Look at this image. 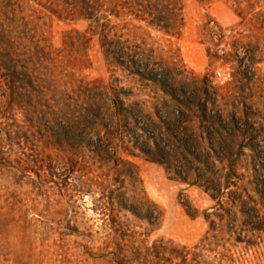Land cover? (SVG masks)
I'll return each mask as SVG.
<instances>
[{
  "label": "rangeland",
  "instance_id": "1",
  "mask_svg": "<svg viewBox=\"0 0 264 264\" xmlns=\"http://www.w3.org/2000/svg\"><path fill=\"white\" fill-rule=\"evenodd\" d=\"M0 264H264V0H0Z\"/></svg>",
  "mask_w": 264,
  "mask_h": 264
}]
</instances>
